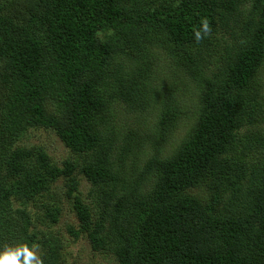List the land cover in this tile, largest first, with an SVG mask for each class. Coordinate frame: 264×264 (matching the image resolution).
<instances>
[{
	"label": "trees",
	"instance_id": "16d2710c",
	"mask_svg": "<svg viewBox=\"0 0 264 264\" xmlns=\"http://www.w3.org/2000/svg\"><path fill=\"white\" fill-rule=\"evenodd\" d=\"M164 57L196 108L168 153L186 84ZM263 64L264 0H0V251L64 264L67 178L68 232L113 264H264ZM126 107L152 130L120 138ZM37 127L76 157L18 145Z\"/></svg>",
	"mask_w": 264,
	"mask_h": 264
},
{
	"label": "rangeland",
	"instance_id": "374dc122",
	"mask_svg": "<svg viewBox=\"0 0 264 264\" xmlns=\"http://www.w3.org/2000/svg\"><path fill=\"white\" fill-rule=\"evenodd\" d=\"M154 69L157 70L159 79H164L168 76H177L178 78H182L186 84V88H184L183 91V100L180 104V107L183 110L184 118L173 137H170L171 141L169 140V142L163 147V152L168 153L177 145L179 139L189 129L196 116V108L193 105L194 100H191L192 85L183 78V74L175 68L172 61L164 57L162 58V61L155 64ZM259 86L262 94H264V64L259 74ZM117 126L120 129V138L124 132L133 130L141 134H145L152 130L153 127L151 125V119L145 120L144 112L128 107L122 110V116L119 119ZM19 144H41L46 148L53 159L60 164L66 158L76 157V155L71 152V150L53 130L44 129L42 127L29 128L22 140L18 142V145ZM146 152V148L141 149L143 158L145 157ZM77 178L79 180L80 192L84 195V197H88L87 193L91 188L89 180L83 175H78ZM66 182L67 178H62L57 181L53 188L54 194L59 197L61 202L64 204V214L59 223L56 224V229L60 230L63 239L64 249L62 252L65 257L64 264H113L109 255H103L102 253H97L91 249L90 242L87 237L82 236L79 239H76L68 232V224L73 223L77 227L78 219L71 209V204L66 198Z\"/></svg>",
	"mask_w": 264,
	"mask_h": 264
},
{
	"label": "clouds",
	"instance_id": "9594fccd",
	"mask_svg": "<svg viewBox=\"0 0 264 264\" xmlns=\"http://www.w3.org/2000/svg\"><path fill=\"white\" fill-rule=\"evenodd\" d=\"M204 29L207 31V22L204 23ZM199 33H197V39H199ZM21 255V250L6 249L0 251V264H18L17 258ZM23 256L25 264H42L39 256L34 251L28 248L23 249Z\"/></svg>",
	"mask_w": 264,
	"mask_h": 264
}]
</instances>
